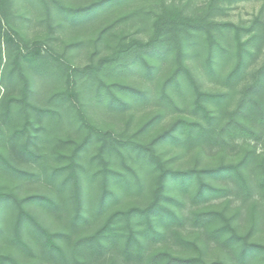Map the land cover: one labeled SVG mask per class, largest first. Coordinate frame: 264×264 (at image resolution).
<instances>
[{"label": "trees", "instance_id": "1", "mask_svg": "<svg viewBox=\"0 0 264 264\" xmlns=\"http://www.w3.org/2000/svg\"><path fill=\"white\" fill-rule=\"evenodd\" d=\"M48 1L46 7L55 17L74 24L127 0H98L83 7L66 6L60 0ZM242 1L209 0L204 10L207 14L221 11L226 3ZM105 31L99 40L112 39L115 45L99 61L83 68H70L55 55L50 56L53 62H47L36 51L20 54L21 68L25 65L36 74H43L47 65L53 63L58 73L66 75V81L65 88L51 96L52 107L41 110L29 104L28 80H24L19 103L27 118L15 134L29 133L31 111L52 119L56 110L65 104L75 107L77 119L87 133L64 157L65 164L53 167L49 172L18 169L0 152V170L17 179L39 182L43 177L59 195L67 187L72 188L73 213L67 220V227L58 232L44 227L27 206L35 204L56 216L66 208L59 197L32 195L18 198L12 192L0 190V215L10 205L15 207L12 243L20 250L29 251L23 233L35 236L42 260L47 264H264V98L259 96L264 89V62L252 71L251 81L242 87L232 107H229L232 92L201 90L184 62L185 50L193 43L191 39L201 38L206 45L205 68L209 74L215 72L214 52L222 54L232 50L234 65L225 78V85L236 87L243 81L247 60L264 50V20L256 19L245 27L218 24L204 18L195 20L164 11L154 22L153 33L147 41L132 39L125 42L122 34L117 32L104 38ZM172 52L175 54L174 67L162 84L161 98L176 107L166 91L170 88L178 90L180 80L185 79L193 94V112L202 121L179 120L159 138L196 147L212 155L235 158L242 153L237 161L185 170L167 168L151 146L120 142L111 134L101 133L85 115L79 102V79L94 86L98 100H107L113 107L126 109L129 98L145 100L147 93L112 80L126 77L139 66L150 76L157 69L155 62ZM93 137L101 140L97 153L101 162L99 172L102 173L98 212L104 209L105 201L116 198L108 189L110 180L124 185L129 183L126 177L110 169L105 154L119 150V146L136 149L147 155L158 173L147 205L114 210L97 229L85 233L89 215L83 205V172H79L82 170L79 159ZM28 142L23 145L22 152L37 159L39 156L29 149ZM3 232L0 229V235ZM213 253L225 260L209 259L208 255ZM0 264L24 263L0 253Z\"/></svg>", "mask_w": 264, "mask_h": 264}, {"label": "rangeland", "instance_id": "2", "mask_svg": "<svg viewBox=\"0 0 264 264\" xmlns=\"http://www.w3.org/2000/svg\"><path fill=\"white\" fill-rule=\"evenodd\" d=\"M62 4L83 7L98 0H60ZM209 0H127L111 5L97 12L87 21L70 23L55 17L46 5L48 0H3L0 6V152L10 159L15 167L29 172H49L51 168L62 166L75 145L86 136V129L77 119L76 109L65 104L56 110L52 119L43 113L31 111L28 118L32 122L29 133L15 134L24 125L27 118L19 100L23 95L24 80H28V102L32 106L45 110L51 108V96L65 88L66 75L58 73L53 63L47 65L43 74H36L25 65L20 67V54L28 51L40 53L47 62L55 55L70 68H83L96 63L110 53L115 41L99 40L110 38L113 32L121 33L125 42L132 39L147 41L152 33L154 22L160 13L170 11L173 14L190 19H205L218 24L232 23L249 26L256 19L264 20V1L244 0L238 3H226L221 11L206 13ZM193 43L186 48L184 62L203 91L233 96L229 107L234 106L242 87L251 81V73L264 62V50L247 60L243 81L236 87L228 88L225 78L234 65L232 50L228 53L214 52L215 72L209 74L205 68L208 50L201 38L191 39ZM224 45V42H223ZM175 54L155 62L157 69L147 75L141 66L133 68L126 77L112 80L147 93V99H128L126 109H118L107 100L95 97L94 86L79 79V102L89 121L101 131L111 134L120 142L132 141L149 145L155 155L167 168L185 170L216 166L220 163L235 162V158L221 154H208L196 147L174 144L159 138L171 130L179 120L202 121L193 112V94L185 79L180 80V88L166 92L174 100L173 107L161 98L162 84L174 67ZM109 81V80H108ZM264 98V89L259 95ZM258 96V98H259ZM260 99V98H259ZM210 106V105H209ZM212 107V106H211ZM213 109V107H212ZM214 110V109H213ZM41 136L39 140L38 137ZM28 142L29 149L37 159L22 152ZM101 140L93 137L87 150L81 153L79 163L82 166V198L89 222L85 233L97 229L107 215L119 209L147 205L155 187L158 169L145 153L136 149L118 147L119 150L105 154L111 170L123 175L129 181L124 185L110 180L108 189L116 198L105 201V207L98 212L101 197V162L97 157ZM249 148V146H247ZM43 180V177H42ZM39 182L24 181L0 170V190L12 192L18 198L32 195L57 196L65 205V210L52 216L41 207L31 204L27 209L52 232L67 227V220L73 213L72 188L69 186L62 194H56L55 188L45 180ZM15 217V207L10 205L0 215V253L10 255L24 264H47L42 260L35 236L23 233L29 245V251L17 248L11 241ZM264 235V231H263ZM209 259H222L217 253L209 254Z\"/></svg>", "mask_w": 264, "mask_h": 264}]
</instances>
